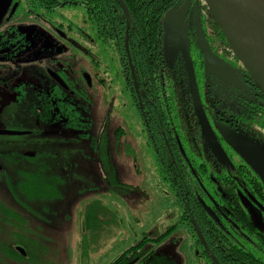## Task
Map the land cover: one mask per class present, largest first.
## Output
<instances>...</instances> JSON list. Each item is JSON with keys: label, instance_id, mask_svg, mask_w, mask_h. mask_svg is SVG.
<instances>
[{"label": "flooded vegetation", "instance_id": "af4514ba", "mask_svg": "<svg viewBox=\"0 0 264 264\" xmlns=\"http://www.w3.org/2000/svg\"><path fill=\"white\" fill-rule=\"evenodd\" d=\"M83 6L78 0H12L0 23V99L13 103L11 110L18 113L20 121L41 127H60L61 131L51 132L58 139L56 142H61L63 139L58 133L70 135L71 132L74 137L70 138L71 141L88 140L91 135L89 130L97 109L90 119L92 104L89 97L85 99L87 105H83L77 99L78 94L84 98L93 93V103L98 100L101 111L113 108L115 103L118 106L124 97L130 102L131 109L134 108L146 144L154 149L157 159L159 143L164 140L168 151L177 160L175 173L197 172L183 161L187 160L183 144L189 158L200 156L210 165L201 171L210 175V181L205 185L200 183L199 190L196 186L195 196L188 199V193L182 192L186 199L181 201L182 206L179 204L183 214L177 225L157 237L144 236V241L140 240L124 252L114 264H127L133 260L140 264H178L165 256H153V245H159L178 224L184 225L190 239L188 250L192 264H264V183L256 169L237 150L241 149L247 157L264 167V94L227 40L221 39L205 0H183L169 15L162 31L161 53L155 64L152 55L149 56V72L153 71L151 67H156L155 80L150 75L143 78L128 71L127 57L122 60L116 54L106 55L103 50L99 56L90 54V46L95 49L99 46L95 45L94 36L89 32L88 21L83 16L81 23L71 20L75 19L77 10H83ZM70 8L75 11H64ZM198 25L209 44L213 61L232 75V81L205 71L204 55L197 46ZM168 28L175 31V39L166 50ZM185 30L198 88L201 84V102L225 152V159L220 158L209 144L192 102L182 45ZM80 45L85 48L81 51L86 55L82 56L76 69L74 63L77 65L79 58H74V49L79 50ZM109 79V85L117 83L116 97L106 95L112 91L107 84ZM122 84L123 89L120 88ZM171 98L181 111L180 122L185 135L177 134L172 125L171 106L168 105ZM105 121L98 128L96 151L103 161L101 167L114 173L116 168L111 160L106 133L109 119ZM120 130V126L117 127V138ZM13 132L31 134L28 130ZM23 155L46 159L53 154L26 151ZM173 192L176 194L175 190Z\"/></svg>", "mask_w": 264, "mask_h": 264}, {"label": "rangeland", "instance_id": "374dc122", "mask_svg": "<svg viewBox=\"0 0 264 264\" xmlns=\"http://www.w3.org/2000/svg\"><path fill=\"white\" fill-rule=\"evenodd\" d=\"M82 9L76 11L72 21L81 23L86 19L85 5ZM88 28L93 34L89 25ZM90 47L91 55L103 54L101 47ZM82 49L85 48L81 45L79 50L74 49V58H79L77 65L74 63L76 69L86 55ZM110 80H107L108 85ZM112 83L109 85L112 91H105L108 97L117 96V83ZM120 88L123 89L124 84ZM93 95L89 93L84 98L77 95L83 105H87L85 99L89 97L90 119L97 109L89 139L71 141V132L70 135L58 133L62 136L61 142H56L58 139L51 132L61 131L60 127H41L20 121L18 113L11 110L13 103L0 99V130L31 131L30 135L0 136V264H114L124 252L140 240L144 241V236L157 237L179 222L182 210L178 200L165 183L156 153L147 146L130 102L122 97L118 106L115 103L113 108L101 111L98 100L93 103ZM104 102L107 101L104 99ZM11 117L14 120H9ZM107 119L106 133L116 168L114 173L101 167L103 161L96 151L98 128ZM26 151L53 155L31 159L23 155ZM27 174L58 179L55 189L51 188L53 197L30 199L21 194L17 185ZM190 243L186 228L178 224L159 245H153V256H165L178 264H192ZM17 247H22L26 256L19 253Z\"/></svg>", "mask_w": 264, "mask_h": 264}, {"label": "trees", "instance_id": "16d2710c", "mask_svg": "<svg viewBox=\"0 0 264 264\" xmlns=\"http://www.w3.org/2000/svg\"><path fill=\"white\" fill-rule=\"evenodd\" d=\"M75 1V0H73ZM129 7L133 22L129 30V35H126V24L122 10L118 6L116 0H83L85 5L86 19L89 23V27L93 31V38L95 45L101 47L106 54H116L117 57L123 60L126 58V65H128V71H132L138 77L150 78L155 80L154 72H149V56L152 55V61L156 63L157 57L161 53V43L163 39L162 31L169 20V15L178 5H181L183 0H124ZM222 40L226 41L222 31L217 25ZM126 40H128L126 44ZM101 44V46H100ZM101 50V51H102ZM128 51V52H127ZM132 65V68H131ZM144 73V74H143ZM143 74V75H142ZM153 74V75H152ZM201 90V84H200ZM168 105L171 106L169 111L170 119H172L174 128H176L177 134L185 135L186 131L180 122L181 111L178 110L176 101H168ZM173 106V107H172ZM160 153L158 155V162L160 164L161 173L170 189H174L176 194L174 197L178 200V204L181 206L183 199L186 196L182 192L188 194L187 198L195 196V188L201 189L200 183L205 185L210 181V175L203 173L202 168L209 167V162L203 157H188L187 147L183 144L184 155L187 158L186 165L190 168L197 170L195 174L193 172L178 174L175 173L176 158H174L167 149L166 143L162 140L159 143ZM164 149V150H163ZM187 151V152H186ZM42 174V173H41ZM41 174H27L25 180L17 185L21 194H25L28 198H39L44 196H51L52 189L56 187L58 179L47 178V176ZM42 178H41V177ZM49 183V184H47ZM48 185L46 188L45 186ZM15 187H13L14 189ZM172 190V192L174 191ZM182 190V191H181ZM15 193V192H14ZM174 193V192H173ZM180 202V203H179ZM179 207L181 208V206ZM182 210V208H181ZM183 214V210H182Z\"/></svg>", "mask_w": 264, "mask_h": 264}, {"label": "water", "instance_id": "95a60500", "mask_svg": "<svg viewBox=\"0 0 264 264\" xmlns=\"http://www.w3.org/2000/svg\"><path fill=\"white\" fill-rule=\"evenodd\" d=\"M116 2L123 12L126 24V35L128 36L133 22L132 13L124 0H116ZM205 2L236 57L242 62L245 69L264 94V0H205ZM11 3L12 0H0V23L4 19ZM175 17H173V20ZM174 33L175 31L171 32L169 28L166 31V50L175 39ZM127 42L128 40H126V44ZM182 45L185 63L190 76L192 102L199 123L209 144L214 148L220 158L225 159V152L207 119L201 102L189 53L187 30L184 32ZM197 46L204 55L205 71L207 73L211 72L226 81H232L234 79L227 70L213 61V54L200 25L197 27ZM52 75L61 85H64L55 73H52ZM20 133L0 131V135H18ZM222 134L226 139L228 138L226 132L223 131ZM237 150L256 169L264 183V167L257 161L247 157L241 149ZM28 155L34 156L33 153H29ZM17 251L23 256H26V251L22 247H17Z\"/></svg>", "mask_w": 264, "mask_h": 264}]
</instances>
